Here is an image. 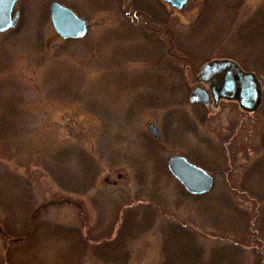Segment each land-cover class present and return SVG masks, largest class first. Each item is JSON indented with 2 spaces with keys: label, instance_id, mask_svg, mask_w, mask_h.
<instances>
[{
  "label": "rangeland",
  "instance_id": "1",
  "mask_svg": "<svg viewBox=\"0 0 264 264\" xmlns=\"http://www.w3.org/2000/svg\"><path fill=\"white\" fill-rule=\"evenodd\" d=\"M53 1L19 0V24L0 33V227L13 238L0 234V264H164L165 231L176 221L189 226L178 245L187 242L192 264H222L226 252L240 264H255L259 252L264 264V245L246 232L257 211L249 195H264V109L190 101L195 87L209 88L195 77L211 60L232 56L264 73V0H189L182 9L164 0H57L88 21L87 35L71 40L52 24ZM159 21L172 32L163 35ZM151 122L165 153L213 174L211 192L183 196L173 177L156 175L141 186V161L156 168ZM143 201L153 202L151 225L140 222ZM130 206L139 218L131 240L99 250L124 234ZM259 226L264 241V210Z\"/></svg>",
  "mask_w": 264,
  "mask_h": 264
},
{
  "label": "water",
  "instance_id": "2",
  "mask_svg": "<svg viewBox=\"0 0 264 264\" xmlns=\"http://www.w3.org/2000/svg\"><path fill=\"white\" fill-rule=\"evenodd\" d=\"M18 0H0V32L15 28L20 13L13 15ZM172 7L182 9L188 0H164ZM52 24L57 33L64 39L84 38L88 32L87 21L79 17L72 9L59 1L50 5ZM197 81L210 84V92L202 87L193 89L190 95L192 103L209 106L214 101L217 106L220 99L237 100L245 111H256L262 101V88L259 79L253 72L244 71L240 65L231 60H213L207 62L196 77ZM150 134L157 140L161 139V129L151 123ZM171 175L193 195H204L214 187V176L203 167L191 162L185 155H174L168 161Z\"/></svg>",
  "mask_w": 264,
  "mask_h": 264
},
{
  "label": "trees",
  "instance_id": "3",
  "mask_svg": "<svg viewBox=\"0 0 264 264\" xmlns=\"http://www.w3.org/2000/svg\"><path fill=\"white\" fill-rule=\"evenodd\" d=\"M136 8L135 9H137V11L140 9V7L139 6H135ZM145 9V12H144V15L146 16V18H145V21L147 22V23H149V24H153V23H155V22H153V16H154V12L152 11V9H150L149 7L147 8H144ZM151 12H153V14L151 13ZM263 14V13H262ZM132 17V16H131ZM133 18V17H132ZM130 20H132V19H130ZM157 25V27L158 28H160V29H163L164 27H161V22L159 21V23L158 24H155V25H153L154 27ZM153 28V27H152ZM160 29H157V30H159L160 31ZM166 30V31H165ZM165 31V32H164ZM169 31H171L172 32V25H169L168 27H165L164 29H163V31H161V33L163 34V35H166L167 33H169ZM171 46V45H170ZM218 57H220V56H218ZM227 57H230L231 59H233L232 58V56H227ZM216 58V57H215ZM220 58H222V57H220ZM212 59H214V58H212ZM235 60V59H234ZM237 61V60H236ZM237 62H239V61H237ZM262 66H263V68H264V62L262 63ZM260 68V67H259ZM258 70V69H257ZM257 70H253V72H255L256 73V75L259 77V79H260V81H261V83H262V86H263V100H262V105H261V107L258 109L259 111L258 112H260V110L262 111L263 109H264V73H261V72H259V71H257ZM263 107V108H262ZM262 108V109H261ZM8 110H10L12 113H13V115L15 116V112L17 113L18 111H17V109H16V107H13L12 106V108L11 107H9L8 108ZM262 116H263V119H262V121H263V123H262V125H261V128H263L264 129V114H261ZM13 120V119H12ZM19 124V122H16L15 120L13 121V124L14 125H16V124ZM20 125L21 124H19V128L18 129H16V130H14V134H17V135H19V134H21V133H17L16 131H21L20 130ZM9 133V132H8ZM3 134V133H2ZM157 144H156V146H149V150H151V151H154L153 152V160H154V163H155V166H156V168L154 167V169H151V168H147V169H142L143 168V162L141 161V165L140 166H138V172H136V171H134L136 174H135V176H136V178H137V180H140L141 182H144L145 183V181L147 180V178H149L150 176H157V177H164V178H169V177H172L171 175H170V173H169V171H168V169H167V162H168V159H169V157H170V154L169 153H165L164 152V149L165 148H163L164 147V144L162 143H160L159 141H155ZM2 152L5 154L4 156L6 157V159H10V157H12L13 156V154H8L7 155V153H9V151L7 150V149H3L2 150ZM156 153V154H155ZM36 158H35V156H34V160H35ZM263 159H258V161H261V162H263L262 161ZM203 166V165H202ZM87 167H91V166H88L87 165ZM203 167H205V166H203ZM137 170V169H136ZM137 175H138V177H137ZM145 180V181H144ZM56 183H58V182H56ZM141 184V186H143V187H145L146 186V183L145 184ZM62 186H60V187H63V189L64 190H68V191H71V192H73V190H72V188H67L64 184H66V183H60ZM158 189V188H157ZM180 189H182L183 191H182V193H183V196L186 194L187 195V192L180 186ZM243 193L245 192H247L246 190L245 191H242ZM154 196H156L155 194H153ZM260 195L259 194H252V195H249V198L251 199V201H253L254 202V204H255V206L257 207V211H255V214L254 215H252L251 217H250V220L249 221H247V227H246V232L248 233V235H254L255 237H257L256 238V241L257 242H261L260 243V246H262V245H264V241L261 239L262 238V236H259L260 235V226H259V222H260V218H261V216H262V211L264 210V195L263 196H261V197H259ZM158 199H160V197H161V195H160V197L159 196H156ZM65 201H67V203H72L73 201L71 200V199H69V198H67V199H65ZM60 202H63V200L62 201H60ZM59 202V203H60ZM75 204H77L78 206H80V207H82L81 205H80V203L79 202H74ZM141 204V203H140ZM143 204H145V201H143L142 202V204L139 206V207H146L148 210V212H145V214H144V216L143 217H141L142 219H141V223H142V225H146V224H152L153 223V219H154V213H153V202L152 201H148V203L147 204H149V205H143ZM132 206H134V205H132ZM132 206H130V207H127L126 208V211L125 212H127L128 213V216H127V221H126V223H128V224H125V225H121V227L120 228H122V230H124L125 232H124V234L121 236V238H119V239H116V240H104V241H101V242H103V243H99L98 244V246L97 247H99V248H101V249H99V250H103V249H107V253H109V252H112V251H121V248H119L118 247V245H119V243H122V245L124 246L125 244H124V242H126V240L127 241H129V240H131V239H125V237H128V236H130L131 235V230H130V228H131V226L132 227H139V226H137V224H138V221H137V219H139L138 218V216H136V212H135V210H136V208H133ZM39 208H35L34 210H33V214L31 215L32 216V218H30V223H31V226L32 225H35L36 224V222H37V220H38V218L40 217V215H41V212H42V205H39L38 206ZM133 208V209H132ZM128 211H132V213L131 214H129V212ZM261 213V214H260ZM258 219V220H257ZM129 221V222H128ZM146 221H148V222H146ZM151 221V222H150ZM259 226V227H258ZM31 228L32 227H30V229H29V231L28 232H30V230H31ZM119 228V229H120ZM136 228V231L134 232V234H138V232H139V230ZM150 228V227H149ZM152 228V227H151ZM79 229V228H78ZM75 230V231H78V234H79V230H81V229H79V230ZM134 229V228H133ZM189 226L188 225H185V224H183V223H180V222H175V224L174 225H168V227H167V229H166V231H165V241H167V244L165 245L166 247H164V250L166 251V260H165V263L164 264H187V258L191 261V264H192V262H193V259L192 258H190L189 257V253L186 255V256H183V255H185L186 254V252H185V250H186V247H187V242H185V243H182L183 245L182 246H184V248H182V246L181 245H178V244H180V242H182V237L185 235V236H190V232H189ZM253 232H255V234L253 233ZM26 233V232H25ZM253 233V234H252ZM258 233V234H257ZM0 234L7 240V241H13V238H11V233L9 232V231H6L5 229H3L2 227H0ZM254 237V238H255ZM261 237V238H260ZM258 239V240H257ZM15 240H18V239H15ZM175 242H177V245L175 244ZM101 244V245H100ZM104 245H105V247H104ZM121 245V247H122V250H125V252H124V254L126 253V254H131V251H129V247L128 248H124L123 246ZM231 245H237V244H231ZM259 245V244H258ZM103 246V247H102ZM193 248V247H192ZM185 253V254H184ZM97 254V253H96ZM100 254H102V253H100ZM110 254V253H109ZM234 255H237V253H229V252H226L225 254H224V257L223 258H221V260H222V264H240V263H237V260L235 259V256ZM108 259H110L111 260V258H108ZM225 259V260H224ZM260 260H262L261 259V254L259 253V252H257V254L256 253H254V261H255V264H261V261ZM107 261H109V260H107ZM211 262H213L212 260H210Z\"/></svg>",
  "mask_w": 264,
  "mask_h": 264
},
{
  "label": "flooded vegetation",
  "instance_id": "4",
  "mask_svg": "<svg viewBox=\"0 0 264 264\" xmlns=\"http://www.w3.org/2000/svg\"><path fill=\"white\" fill-rule=\"evenodd\" d=\"M138 2V1H137Z\"/></svg>",
  "mask_w": 264,
  "mask_h": 264
}]
</instances>
